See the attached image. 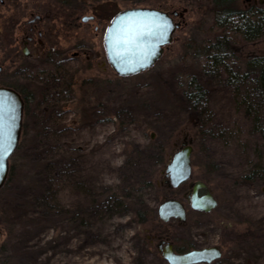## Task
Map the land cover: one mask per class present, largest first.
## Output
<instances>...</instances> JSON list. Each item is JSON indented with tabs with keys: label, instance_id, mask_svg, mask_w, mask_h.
Masks as SVG:
<instances>
[{
	"label": "rangeland",
	"instance_id": "rangeland-1",
	"mask_svg": "<svg viewBox=\"0 0 264 264\" xmlns=\"http://www.w3.org/2000/svg\"><path fill=\"white\" fill-rule=\"evenodd\" d=\"M255 3L264 5V0H241L243 8ZM211 4V0H0L4 66L0 85L24 80L12 60L31 12L47 16L49 25L56 23L54 17L77 24L73 30L62 24L63 45L69 53L88 51L91 60L85 54L78 60L81 81L82 74L94 76L93 82L80 83L78 105L65 116L57 117L53 110L44 117L40 104L26 110L10 174L0 189V264H169L158 250L156 236L183 248L187 237L204 233L203 227L195 226L189 227L188 235V225L174 218L162 221L158 214L163 200L184 201L187 182L175 188L162 185L166 166L184 137L192 139L194 147L192 178L207 180L222 197L211 219L230 225L239 210L241 217L264 223V99L255 75L231 83L222 65L218 77L211 75L190 46L207 44L222 33ZM135 6L182 12L175 17L180 26L150 68L129 76L118 75L112 66L103 71V26L119 11ZM234 47L238 61L230 63H242L249 55L264 53V36L251 42L240 39ZM190 76L206 90L196 108L183 93ZM137 159L141 163L131 169L127 163ZM248 173L254 180L240 181ZM131 184L138 189L130 190L133 197L124 199L123 205L92 214L95 198L113 192L124 195L121 188ZM138 207L151 210L144 222L137 219ZM247 245L242 249L232 244L227 258L217 264H264V256L256 259Z\"/></svg>",
	"mask_w": 264,
	"mask_h": 264
},
{
	"label": "flooded vegetation",
	"instance_id": "flooded-vegetation-1",
	"mask_svg": "<svg viewBox=\"0 0 264 264\" xmlns=\"http://www.w3.org/2000/svg\"><path fill=\"white\" fill-rule=\"evenodd\" d=\"M91 16L92 20L97 18L94 14ZM54 19L56 23L54 25H49L47 16L31 12L30 18L25 22V29L21 38V44L19 43L18 46H16V44L14 45V58L12 61L16 67L19 68V70H17L19 74H15L20 76V78L21 74H24V80L23 82H19V85H2L10 86L21 94L24 100V115L26 110L29 111L30 109L32 111V107L34 110V105L37 106L40 104L39 106L44 110V113H46L44 117H48L47 115L49 113L51 114L53 110L57 117H63L67 114V112L75 109L73 105H78L80 99V83H82V86L86 83L94 81V76L86 77L85 74H82L83 79L81 81L80 66L78 63L81 54H85V59L87 61L91 60V54L88 51L85 52L82 48V51L72 50L71 53H69L68 51H65L63 45L64 30L62 24L67 23L69 26L68 28L71 30H73L77 24L71 19H69L70 21L66 20L64 22L63 19L58 17H54L53 20ZM108 22V25L103 26L101 36V38H104H102V41L104 43L103 50L105 55V57L104 55L102 56L104 63L103 71H106V69L111 70V64L108 60L105 48V34L111 20ZM95 28L98 29L99 25H95ZM66 37L69 38V36ZM30 58H41L42 62L40 65L34 63L32 64ZM0 65L3 64L0 63ZM35 82L39 83L40 87L33 88ZM106 114L107 111L104 112V119L108 118ZM186 140L189 139L186 138ZM183 141L177 150L181 149L185 145L183 144ZM192 177L193 169L191 176L181 183L183 184L187 182V190L184 192V201L178 197L169 198L180 199L183 201L186 208V219L184 221H180L178 218L174 219H177L180 223H185L188 225V228L195 226L200 228L203 227L204 233L199 236L195 235L192 238L187 237L185 242L186 244L183 248L177 246L172 239L156 236L159 239L157 243L158 250L159 243L165 240L173 243L176 252H185L191 249L204 247H216L221 251V255L219 257L210 262H200L202 264H217L224 258H227L226 251L230 248V246H232V244L233 246H236L237 244L242 249L248 244L247 246L250 251L253 249V252L255 253H253V255L256 259L260 258L259 255L264 256V223L256 224L248 217H241L238 213L239 210L237 211V209V214L235 216L236 221L230 225L222 226L223 221L216 217L211 219L214 211L221 206L222 197L216 189L209 185L207 180L193 179ZM167 180L168 177L166 176L162 184L172 187L169 185ZM198 180L205 183L204 186L200 187L199 195L202 196L210 192L216 200V205L209 210L197 209L192 204L191 196L193 186ZM236 183H239L238 180ZM191 230L192 229L187 231L188 235H191ZM213 238H215V240H213ZM242 249H240V251ZM236 251L237 250L234 251V254L236 253L238 255Z\"/></svg>",
	"mask_w": 264,
	"mask_h": 264
},
{
	"label": "water",
	"instance_id": "water-1",
	"mask_svg": "<svg viewBox=\"0 0 264 264\" xmlns=\"http://www.w3.org/2000/svg\"><path fill=\"white\" fill-rule=\"evenodd\" d=\"M182 12L174 10L165 11L160 8L135 6L119 11L111 20L105 34V48L108 60L114 71L120 76H129L142 72L153 66L164 52L165 46L173 40V36L180 22L175 20ZM89 17H83L87 20ZM127 21H140L148 24L161 26L162 37H157L151 41H139L141 47H146L143 55L139 48L116 47L110 36H115L119 26ZM26 50V49H25ZM3 65H0V73ZM24 118V100L21 94L14 88L0 85V124L3 125L4 135L11 136L12 146L4 156L3 166L0 167V189L7 181L10 172V158L16 151L22 133ZM185 137L181 149L177 150L166 166L165 175L168 183L172 187L179 186L192 174V139ZM205 183L198 180L192 191V204L197 209L209 210L216 205L213 195L208 192L199 195L200 187ZM158 214L162 221H169L178 218L180 221L186 219V208L180 199L169 198L163 200L158 207ZM159 250L169 264H196L200 262H210L221 255V251L216 247L195 248L185 252H176L173 243L163 240L159 243Z\"/></svg>",
	"mask_w": 264,
	"mask_h": 264
},
{
	"label": "trees",
	"instance_id": "trees-1",
	"mask_svg": "<svg viewBox=\"0 0 264 264\" xmlns=\"http://www.w3.org/2000/svg\"><path fill=\"white\" fill-rule=\"evenodd\" d=\"M211 3L215 24L220 27L222 33L216 35L214 40L207 44H190L194 49V56L200 62V66L216 77L220 75L219 66H224L228 73L227 80L231 83L238 84L245 81L246 78H249V74L253 73L255 75L254 81L256 83V89L262 99H264V53L249 55L239 64L230 63L232 59L238 61L236 52L234 51V44L238 40L244 39L251 42L264 36V5L255 3L253 4L254 6L243 8L241 6V0H211ZM237 56L239 59L241 58L239 55ZM183 93L195 108L206 96L205 88L194 76H190L189 79H186L183 86ZM140 163L141 162L137 159V161L127 164L133 169L132 166L136 165V167H138ZM135 170H137V168H135ZM253 177V173H248L245 174L240 181L252 182L254 180ZM130 180L129 182L132 183ZM142 183L148 185L151 184V180H143ZM162 185L168 187L165 184ZM131 189L137 190L138 188L132 184L130 186L125 185L121 188V191L125 192L124 195L113 192L102 199L95 198L91 207L92 214H97L106 210L112 211L115 207L123 205L124 199L132 196L130 192ZM139 203L141 204V201H139ZM136 211L137 219L141 222L146 221L148 215L151 213V210L149 211L142 207H138Z\"/></svg>",
	"mask_w": 264,
	"mask_h": 264
},
{
	"label": "snow or ice",
	"instance_id": "snow-or-ice-1",
	"mask_svg": "<svg viewBox=\"0 0 264 264\" xmlns=\"http://www.w3.org/2000/svg\"><path fill=\"white\" fill-rule=\"evenodd\" d=\"M163 29L159 25L143 23L140 21H127L119 26L115 36H110L116 47L139 48L143 55L148 49L141 47L139 41H151L157 37H162ZM12 146L11 136L4 135L3 125L0 124V167L3 166L4 156Z\"/></svg>",
	"mask_w": 264,
	"mask_h": 264
}]
</instances>
